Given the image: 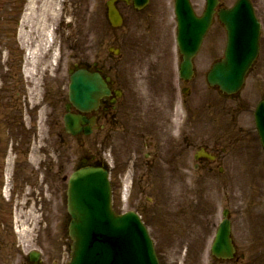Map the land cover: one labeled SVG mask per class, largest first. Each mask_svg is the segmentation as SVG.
Here are the masks:
<instances>
[{"label":"rangeland","instance_id":"obj_1","mask_svg":"<svg viewBox=\"0 0 264 264\" xmlns=\"http://www.w3.org/2000/svg\"><path fill=\"white\" fill-rule=\"evenodd\" d=\"M46 0H39L38 1V9H43V2ZM48 1V0H47ZM52 2L55 0H51ZM58 5L55 7L56 8V14L55 18L57 17V21L54 23L53 27H51V31L54 34V39H52V47L49 50V48H46L45 50H42L41 52H38V54L35 56H32L30 54L31 49L33 51L32 46L26 47V44L32 45L35 41V37L39 36L37 32L35 31V28L33 27L32 29L29 30V32L32 34L31 38H29V43L26 42L27 39H25L23 36L20 37V35L17 33L16 36H14L15 29L18 26H22V21H15L13 17H10L11 12H14V9H11V7L6 8L8 13H4V8L0 6L1 11H0V39L5 42V44H2L0 42V78L3 76L2 71L6 70L7 68L11 69L12 66H10L8 63H6V60H16L17 64L13 69H21L19 65H24V68L30 71V74H33L35 81L39 80L41 81V77L39 74L42 76V78L49 79L53 78L54 75L57 74L58 77H55V83L54 86L57 89H61L62 94L66 96V92L63 90H66L67 84H68V70L70 66L74 62H79L80 60H86V61H95V59L101 58L102 56H105L108 58V51L110 48H116V44H121L124 46V53L125 55L122 57V59L119 62L120 67L122 68H127V67H132L134 73L137 75V77L131 76L132 83L139 86V88L143 87L145 88V84L142 83V78L144 77V72L152 71L153 65L155 64V61L153 58L158 59L161 52H171L174 55V50L176 49V41H175V35H176V18L173 12V2L172 0H158L160 2V5L158 2L153 3V8L157 10V16L155 18V21L152 23V28L149 30V32L145 29L148 33H146L147 38L143 39L144 37L139 34L141 30H138L137 24L135 25L134 32L132 34L127 33V31H119V32H113L109 29V26L107 24L106 16H105V8H106V2L108 0H66V3L64 0H57ZM194 3L199 1L198 5L196 6L197 9H200L198 13L201 15L202 14V7L203 5L205 6V0H193ZM222 1V6L226 5L229 6L230 4L234 3L235 0H221ZM166 2V3H165ZM172 2V4H170ZM202 2V3H201ZM254 3L258 4L260 11L264 17V0H253ZM64 3V4H62ZM205 3V4H204ZM62 4V5H61ZM68 4H71L68 6ZM62 7V10H61ZM60 10V11H59ZM67 11V13H66ZM26 12L28 13L27 7L24 8L23 13ZM38 13L43 12L42 10L37 11ZM6 14V16L4 15ZM130 16H132L131 13H129ZM21 15V14H20ZM36 16V14H35ZM261 16V15H260ZM52 16H50L51 18ZM131 18V17H130ZM2 24L6 26V31L3 32L2 30ZM71 24L72 27H69ZM224 28L219 27V24L213 25L210 29V33L207 38L205 45L203 47L204 54L202 57L205 56V62L200 61V64L198 66V72L200 77L199 83L189 85L191 88L192 95L189 97V102H191L192 99H196V102L194 103L195 105V110L198 108L201 109L203 106V110H199L200 112V117L204 118V120H200L198 123V126H202V130L200 131L201 135L205 137V140L209 139H215L218 137L219 131L218 129L226 127L229 123L228 121L222 125L218 126L216 124L211 123L210 121V107L217 104L219 102V99L216 95L215 92L209 91L208 86H207V80H206V74H204V71L208 72L207 65H210L211 62L213 61V58L217 56H221L223 54V49L225 48V41H226V33L223 30ZM159 35L158 37L156 36ZM63 36L66 37L65 40H63ZM38 39V38H37ZM36 39V41H37ZM34 41V42H33ZM11 47V48H9ZM16 47V49H14ZM32 47V48H31ZM171 47V48H170ZM170 48V49H169ZM20 49L19 51H17ZM20 52V53H19ZM22 52V53H21ZM34 52V51H33ZM208 52L211 54L209 55V59L206 58V55ZM30 54V55H28ZM54 54L56 56L54 57ZM29 56V57H28ZM87 57L88 59H85L83 57ZM12 57V58H11ZM83 58V59H82ZM91 59V60H90ZM205 63V64H204ZM112 65L115 66V63H111ZM118 63H116L117 65ZM204 64V65H203ZM60 65V66H59ZM116 67V66H115ZM205 68V69H204ZM58 72H61L60 74ZM23 74V80L26 81H32L31 76H28L27 72L24 71L20 72ZM3 79V77H2ZM205 79V80H204ZM200 82H203L205 86L203 88H200L202 86ZM57 83L60 84V86H57ZM9 85L7 81H0V91L6 88ZM137 89L135 90L136 95H131L133 96L132 100L137 101V96L141 95V99L145 100L146 98H152L153 101H161L160 98L163 97V92L157 87L156 90L153 88L150 90L148 89ZM150 90V92H148ZM256 92L253 88L252 85L251 87L247 90L244 95H242L241 100H240V107L243 108H251L252 104L257 101V99H260L264 97V92H259L256 94ZM258 96V97H257ZM29 98V94H28ZM35 101H37V98H35ZM60 101V99H58ZM175 101L179 102V91L177 93V97H175ZM225 103V102H221ZM221 103L217 104L220 105ZM192 104V103H190ZM256 104V103H255ZM254 104V105H255ZM23 105H25L23 103ZM60 105V104H59ZM224 104H221L222 106ZM231 104L228 102L226 104V108L229 107ZM58 106V105H57ZM18 109L20 108V104H17ZM232 108V107H231ZM60 106L55 109V115L49 117V115H45V118H42V121L45 122L46 124V135H47V141L42 142L40 138H35L37 135L34 136V139H36V142L33 144V151L34 154H38L39 157L36 155L32 159V163L29 169V172H31V168L33 167V164H39V162L47 160L46 154L50 153L49 155V162L46 163L45 167L49 168L50 175L49 179L50 182L53 181L52 187L50 185V194H49V203H50V234H49V242L48 246L51 245V243H54V247L50 250L47 248V253L49 254L50 259H55V261L58 262V264H67L70 259V245H69V236H66V239L64 238V244L62 245L61 241V235H63V218H64V213L67 212V185H68V179L69 176L74 172L76 169V165L78 162L79 155L84 154H92L95 151L96 153L99 154L100 156H103V154H111V158L115 159L116 162L114 165L115 168L113 169V172L115 175H121V170L120 167H124L123 161L126 160L128 154H126L123 149L122 145L123 143L121 141L118 142V144L115 141H108L104 142L101 145H95L94 146V141H92L91 138L79 141L77 144V141L75 142L74 140H71L67 134H61L59 135L60 131V126L58 127V120L60 116ZM20 111V110H19ZM246 111V110H245ZM35 112V110H34ZM59 114V115H58ZM227 117V115H226ZM224 117V119L226 118ZM25 118V117H24ZM251 115L250 113L244 112L243 115L240 117V123L238 125L243 126L244 132L248 135H253L255 133L254 125H251L250 120H251ZM26 120V119H25ZM32 121L34 124L37 123V118L36 115L34 114L32 116ZM56 127V132H49L48 131V126L49 123H54ZM20 123H23L21 120ZM214 125V127H213ZM37 130V129H36ZM35 130V133L38 132ZM58 130V131H57ZM179 132V129H178ZM199 133V134H200ZM65 137V139H62ZM33 139V138H32ZM35 141V140H34ZM44 144H48V146L44 147ZM250 141H246L243 146H239L238 148L234 149L235 151L238 152V150L241 149L242 153H239L238 160H239V170H229L225 171L224 174L220 177L213 176L212 180H210L209 187H211V190H207V196L211 199L212 202V210H211V218H210V228H209V236L212 235V226L213 224H216L218 222V216L221 212V205L218 201V197L220 196L221 190H228L232 191L231 194L233 195L234 192L238 191L239 196L241 197L242 195H245L244 197H249V194L252 195V173H251V146H250ZM83 145V146H82ZM249 145V146H248ZM42 150H44V154H42ZM61 151V157L63 161V172H61L56 167H54V163L56 161L59 164L62 163L60 157L57 155L58 152ZM244 155V156H243ZM55 158V159H54ZM27 163H30L31 158L27 157ZM3 167L0 170V190L2 189V185H5V182L3 180H6L7 176V171L5 170L4 164L2 163ZM7 166V165H6ZM53 169V170H52ZM59 172V173H58ZM56 174V177H55ZM58 174V175H57ZM181 177L175 180V182L172 183L169 189H164L162 192V198L161 201H165V203L168 204V200L172 202H180L182 199V196L185 194L186 186L183 184V180H187L185 178L184 173H180ZM24 175L22 172H20V176L23 178ZM31 175V173H30ZM40 173L33 174L30 176V181L35 182L38 179V176ZM65 177V181L63 184L59 186L57 185V182H59V179L62 177ZM9 177V176H8ZM48 178V177H47ZM43 178L39 179L42 180ZM54 179V180H53ZM56 179V182H55ZM191 181V180H189ZM188 181V182H189ZM7 186H9V183L12 184L10 185V188L12 186L17 184V188L15 190V187H13V191H16L18 196L15 195V199H19V205L25 206V200L28 199V202L32 200L31 202L34 203V201H38V197L42 198L43 195H40L42 191V188L35 189L33 188H26L24 189V186L17 182H11L9 179V183L6 180ZM176 183V185H175ZM51 184V183H50ZM191 186L194 191L199 190V196L205 203V179L199 180L196 182H192ZM190 186V187H191ZM226 187V188H225ZM60 188V189H59ZM46 190V189H45ZM40 191V192H39ZM45 192V191H44ZM19 196V194H21ZM39 194V195H38ZM247 195V196H246ZM8 198L10 197L9 194H7ZM174 196V197H173ZM176 196V197H175ZM35 197V198H34ZM1 198V196H0ZM160 201V200H159ZM124 204V203H123ZM29 205V203L27 204ZM117 206V203H116ZM35 207V206H34ZM118 207V206H117ZM146 208H148V205H145ZM9 211L5 213L2 216L5 217L6 220L11 222L13 224V218H14V213L12 216L13 212V207L9 206ZM119 208V207H118ZM135 209L132 205L130 206H123L122 208L120 207V212L126 213L128 210ZM202 210V208H200ZM205 211V208L203 207ZM205 216V215H204ZM152 217V218H151ZM1 218V217H0ZM194 223V229L191 231V235L185 239L184 242H191L192 244L197 243V249L200 250H195L193 255L198 257V260L200 264H205V253L208 251H205V219H200L197 223V218H193ZM147 224L150 226L151 230L154 231V238L156 240L157 244V250L160 256V260L162 264H184L183 261L179 260L177 256L174 253V249H169L168 248V243L169 238L166 237L165 234H163L159 230V224L157 223L156 217L152 215V212H150V217L146 218ZM64 222H66L64 220ZM202 223V224H201ZM21 225V223H20ZM4 231L8 230H13L11 226H9L7 223L4 225ZM199 228H198V227ZM193 228V227H192ZM66 229V226H65ZM8 231L7 236H9V239L13 240L14 234L12 231ZM3 232V230H2ZM55 234V236H54ZM15 236H18L17 233ZM54 236V238L51 240V238ZM170 238H176V237H171ZM213 237V235H212ZM212 237H209V242L212 241ZM56 239V241L54 240ZM193 241V242H192ZM200 242V243H198ZM208 242V246H209ZM10 244V242H9ZM11 247V244H10ZM9 249H12L10 248ZM36 247V246H32ZM58 247V248H57ZM25 248L29 250L31 248V242L28 241V243H25ZM7 250L5 253L3 251H0L1 254H5V258L8 260L10 258V250ZM16 250V247H14ZM45 249V245H44ZM5 251V250H4ZM13 252V251H12ZM210 254V253H209ZM208 254V255H209ZM182 256V254H178ZM9 256V258H7ZM264 257V254H262ZM184 258V256H182ZM11 259V258H10ZM9 259V260H10Z\"/></svg>","mask_w":264,"mask_h":264},{"label":"flooded vegetation","instance_id":"obj_2","mask_svg":"<svg viewBox=\"0 0 264 264\" xmlns=\"http://www.w3.org/2000/svg\"><path fill=\"white\" fill-rule=\"evenodd\" d=\"M128 3L131 4V0H128ZM155 14L154 10L146 12L141 18L142 25L149 26ZM158 59L163 65V58L159 56ZM105 67L106 65L100 63L99 66H91L89 71H101L103 76H107L106 74L109 73ZM168 72L162 71L159 76L163 90L161 101H133L124 95L123 90H121L120 97L115 93L113 99L104 98L100 108L88 115L94 119L92 128L95 142L99 144L102 140H113L118 144L121 141L123 151L132 157L131 162L129 159L127 160L126 166L132 167L134 175L143 184L144 195H153L152 192L156 193L158 187L169 188L170 181L172 179L175 181L179 173L192 174L196 169L198 172L205 173L206 184L210 176H215L222 170L240 171L238 156L242 151L240 149L237 152L234 149L243 146L246 141H250L251 184L254 190H252L251 198H238L242 205L243 215L247 216L250 222L248 229L241 235L240 239L234 240L236 246L234 262L238 261V264H264V257L262 256L264 254V148L259 142L257 133L252 136L244 135V131L240 132L237 129L228 133H220L218 137L210 141H205L202 138V144L208 154H205V157L200 156L194 162L192 157L201 150L194 141L195 126L199 117L193 107L192 109L189 108L191 114L189 123L184 121L181 128L177 127L175 122L176 101L174 100L173 104L169 103L168 100L166 101L167 98L175 97V90L170 85L163 87L165 81L163 74L168 75ZM115 80L109 83V88L116 92L113 87L116 84ZM117 81L120 82L121 80ZM106 120L110 121L111 124L104 125ZM112 120L120 121V124L116 128H110L113 124ZM98 126L106 127L108 132H105V128L99 130ZM10 129L11 132L14 131L13 126H10ZM245 136L246 138H243ZM97 139L98 141H96ZM1 147L2 122L0 117V154L2 152ZM137 153L140 156L139 160H136ZM95 155V164H98L100 158L99 155ZM191 158L192 160H190ZM157 203L158 198H154L152 212L156 210ZM231 217L230 214V219ZM206 227H208L207 223H205ZM3 245L6 246L5 242L0 240V248ZM246 254L249 256L247 257ZM232 262L222 261L219 264ZM15 264L34 263L26 254L22 253L19 254ZM41 264H43V260Z\"/></svg>","mask_w":264,"mask_h":264},{"label":"bare ground","instance_id":"obj_3","mask_svg":"<svg viewBox=\"0 0 264 264\" xmlns=\"http://www.w3.org/2000/svg\"><path fill=\"white\" fill-rule=\"evenodd\" d=\"M38 1L39 0H0V6L5 9L4 10V13H8V11L6 10V8H8V7L10 8L11 7V9H14V12L9 13L10 14V17H13V19H15V21H22L21 22L22 23V26H19V27L17 26L16 27L14 36H16V34L18 33L20 35V37L23 36L25 39H27L26 42L29 43V38H31V35L33 34V33L31 34L29 32L30 29H32L34 27L35 28V31L37 32V34H39V36H36L35 37V40H34L35 42L33 41L34 43H32V45L26 44V47H28V46H32L33 47V51L34 52L32 51V49H31V52H30V54L32 56H34L35 54L37 55L38 52H41L42 50H45L46 48H49V50L51 49V47L53 46L52 45V42H53L52 39H54V34L51 31V29H52L51 27H53L54 23L59 19V18L57 19L58 16L56 18H55V16H53L54 14L57 13L56 12V8H55L58 5V1L57 0H55L53 2L51 0L44 1L43 2V6H42L43 9H38V7H37L38 6ZM73 1H76V0H73ZM180 1H184L185 2V0H180ZM187 1L189 2L191 0H187ZM246 1L248 3V6L251 9L257 10V11H259L261 13L258 4H254L253 2H251V0H246ZM64 2L66 3V0H64ZM111 2H113L114 4H116L114 0H112ZM152 2H154V1H152ZM197 2L199 3V1H197ZM197 2H195V3H196L197 6H199L200 3L198 5ZM235 3L236 2H234L233 5L230 8H228L226 10H223L221 14L225 16L224 13H226L230 17L232 16L231 18L233 20H235V16L237 14H242L243 11L245 10V5H243V4H235ZM62 4H64V3H62ZM158 4H160V2H158ZM170 4H172V2ZM70 5L71 4H68V6H70ZM22 7H23V9L27 7V10H28V13L27 14H26V12H24V14H23ZM184 7H182L180 9L182 11L181 12L182 14L180 12H176V24H177V26H180V25L185 26L186 25V26H188L189 31H193L194 28H196V29L200 28V27L197 26V24L199 26H202V24L199 22V21H201V22L204 23L203 26H202V27H204L205 21H206L205 19H207L208 17L205 14L203 16H201V17H198V18L195 17V16H190L188 14L189 13V10L187 8H184ZM2 8H0V11H1ZM116 8H117V10H115L116 12H120V11H122L124 9L123 6H121V7L118 6ZM202 9H204V6L202 7ZM39 10H42L43 12L38 13L37 11H39ZM61 10H62V7H61ZM66 13H67V11H66ZM35 14H36V16H35ZM174 14H175V12H174ZM218 14L219 13H217V15ZM4 15L6 16V14H4ZM50 16H52V17L50 18ZM213 16H215L214 15V12L212 13V17L211 16L210 17L213 18ZM181 20H183V21L181 22ZM208 20L210 22V25H217V24H219V27L224 28L223 29L224 31H227L229 33L232 32L231 29H229V26L227 24H225L224 21L223 22H221V21L220 22H216V21H213L211 19H208ZM252 22H254V20L250 21V24L248 25V27H250L251 29H253L255 31L256 35H257L256 37L259 38L260 37L259 36L260 33L256 32L255 25L252 24ZM231 23L234 24L236 28L237 27L240 28L241 27L240 25H242V24H239L238 21L231 22ZM245 23L247 24L248 21L245 20ZM69 27H72L71 24L69 25ZM2 30H3V32L6 31V26L4 24H2ZM209 34H211V33L208 32L207 35H209ZM141 36H144V35H141ZM156 36L158 37L159 35L156 34ZM36 39H37V41H36ZM65 39H66V37L63 36V40H65ZM0 42L2 44H5V42L3 40H1V39H0ZM177 42H178L179 48L181 49L182 53L176 47V49L174 50V55L171 52H161L160 54H158V56H160V57L163 58V65L154 68L150 72L146 71V72L143 73L144 74V77L142 78V83L145 84V86H144L145 88H143V87L139 88V86L133 84L131 82V80H129V79H127V80L126 79H123V80L121 79V81L118 82L117 80H115L116 79L115 75L109 76V74H106L107 76H104V77H107V80L109 81V83H112V81L115 80L116 84L114 85V82H113V85H114L113 87H114V89H116V92L113 91L112 89H109V88L108 89H102L100 91L103 93L104 98L105 99H113V95L115 93L119 97L120 96L119 91L121 93V90H124L123 91L124 95L128 96V99H131L132 100L133 96H130V94L131 95H136L137 93H136L135 90L137 89V87L139 89H148L149 88L151 90L153 88L154 90H156L157 89L156 88V85H158L159 82L158 81H151V78H156V77L160 76V73H162L161 71H165L166 73L168 71H170V72H168V75L163 74V78L165 77V81L163 82V87H165L166 85H170L171 88L175 90V92H177V88H178V86L176 85V82L177 81L179 82V85H183V86H181V87H183L182 90H184V89L185 90H188L187 87L189 85L194 84V83L198 84L199 83V79L198 78L200 77L199 72L196 73L198 71V68L192 66L189 69V71H186V68H179L180 66H178L179 63L177 61L180 58L179 55H181V57H182L183 54H185L184 51H183V49H184V45H185V42L186 41L183 40V39H178ZM9 48H11V47H9ZM225 48L222 51L223 52V54L221 55L222 56V59H219L220 60V63L218 62L219 64H217L216 63L217 61L215 62L216 66L221 64V62L223 61V57L224 58L226 57L225 56L226 55L225 54L226 53ZM14 49H16V47ZM19 50L20 49H18L17 51H19ZM30 54H28V55H30ZM55 56H56V54H54V57ZM117 56H119V55L117 53H115V55H113L112 57L114 58V60H117L118 59ZM83 58L88 59L86 56L83 57ZM104 59H106V57L105 56H102L101 58L95 59L96 61H94V62L89 61L88 64L90 65V62H92L94 64V66H99V64L102 63L101 61L104 60ZM6 63H8L13 68L16 65L14 63V61H12V60H6ZM215 64H214V66H215ZM111 65L112 64H109L107 66L106 70L112 69V67H115L116 66V65L115 66L113 65L112 67H110ZM214 66L207 65V69L209 68L208 69V72L207 71H204V73L206 74V79L207 80H209V75H210L209 74V71L211 70V67L214 68ZM123 72L124 73L125 72H129V73H131V74H128L129 76L132 75L133 77H137V75L134 73L132 67H130V66L127 67V68H124L123 69ZM153 72L155 73V75L153 74ZM100 73H101V71H97L95 73H92V75H90V78L95 82L94 78H97L100 75ZM117 73L120 74V71H118ZM3 74H4V72H2V75ZM73 74L76 75V78H80V81L82 80L83 82H89L90 84L92 82V84H93V81H89V78L88 77H86V76H78L79 75V72L78 71L76 73H72V75ZM32 75L33 74H31V78H32V81H34L35 79H34V76H32ZM207 76H208V78H207ZM250 76H253V75L251 74ZM243 79H245V75H244ZM11 80H12L11 81L12 85H14L18 90L22 91L21 87L18 86V84L15 83V80L13 78H11ZM258 83L259 82H257V84ZM200 84L202 85V86H200V88H203V86H205L203 82H200ZM33 85L29 88V90L31 92V93L29 92V96H30V101H31V107L32 108L34 107V103H36V101L34 99V96L37 95L38 98H40L41 95H42V91H41L42 89L40 87H38V85H35V84H33ZM84 85H86V84H84ZM84 85H83V87H84ZM97 85L100 88L103 84L100 83V82H97ZM242 85H243V87H248L249 84H247V86H246V84H244V82L242 80ZM68 88H69V85H67V89ZM75 88H78V89L82 90L80 88V86L77 85V84L75 85ZM258 88L261 91L264 90V88H263V86L261 84H258ZM160 89L162 90V83L160 85ZM150 90H148V92H150ZM53 91H54L56 97H59L60 98V96L63 95L60 90L55 91V89L53 88ZM71 92L73 94H75V95L77 94L78 96H81L82 98H84L85 99V102L89 101V99H90L88 95L86 97H84L83 95H81V94H83L82 91L79 92L81 94L77 93L78 91L76 92V90L74 88L71 90ZM101 92L96 93L95 91H92V92H89L88 93L91 97H95V100L94 101H97V102H95V106H97L98 103H100V100H98V99H100L99 96L101 95L100 94ZM234 92L235 91L229 92V91L223 90V93L221 94V96H226L227 99H224L222 101H219V102H217V104H219L221 102H230V101H232V102H230L231 105L226 108V104H227L226 103L225 105L221 106V109L222 110L220 112H213L209 116L210 117V120H211L210 122L213 123V124H216L218 126L224 125L227 121H228L229 125H231L232 122H235L234 126H237V124L240 123L239 120H240L241 115H243L244 112H246V113L249 112L250 115H251V118H252L250 120L251 125H255L256 126V124H259V128L257 127V129L260 130V132L264 134V114L262 113V112H264V105L263 106L260 105L262 99L261 98L260 99H257V101L255 102L256 103V106L254 105L255 103H253L252 106H251V108H246L244 106L242 108V107H240V103H241L240 100L241 99H239V98L236 99L233 96V93ZM256 94H258V93H256ZM4 96L3 95H0V109H5V108H8V107H12V105H14V101L9 102V101H7V99ZM151 99L152 98H146L144 101H151ZM167 100L171 104L174 103V100L173 99L167 98L166 101ZM152 101H153V99H152ZM262 101L264 102V99ZM45 105H47L46 102L43 101V99H41V107L42 108H40L41 109V113H39V117H42V118L45 117V114L43 113V108L45 109ZM143 107H144V105H143ZM81 108L82 107H80V109ZM83 110H85V109H83ZM182 110H184V114L187 112V110L184 109V108H182ZM16 112H18V111L15 110L14 113H16ZM62 112H64V111H62ZM27 114L28 113H26V112L19 113L20 116H25V115L27 116ZM91 114L92 113H89L88 115H91ZM226 115H227V117H226ZM190 116H191V114L188 113L187 114V118L185 119L184 118V115H182V112L179 111V110H177L176 113H175V122L177 123V127L178 128H181V125L183 123V120L185 122L189 123ZM224 117H226V118L224 119ZM37 121H38V119H37ZM112 121H113V124L110 126V128H116L120 124L119 123L120 121H114V120H112ZM108 124H111V122L108 121V120H106L104 122V125H108ZM34 125L39 130L38 133H37L38 136H36L35 138H40V140L42 142H45L46 143V141H47V135L45 133L47 131L45 129L46 128L45 123L39 120ZM213 127H214V125H213ZM97 128L99 130H103V128H105L104 129L105 132H108L107 131V128L104 127V126H102V127L101 126L100 127L98 126ZM238 128H239V131L240 132H243V130L245 129L243 126H240ZM201 130H202V126H200L199 130H197L195 132L196 135L194 136V141L198 145L199 149H201L200 150L201 153H205L204 146L202 144V135L199 134ZM229 130H230V128H229ZM184 132H186V131H184ZM85 135H86L87 139L88 138H91L92 141H94V143H95V138L93 136L91 137L89 135V133H85ZM243 138H246V136L243 137ZM96 141H98V139ZM35 142H36V139H35ZM46 146H48V144H44V147H46ZM139 158H140V156L138 154L136 156V160H139ZM0 159H1V155H0ZM126 159L127 160L129 159L130 162H131L132 157L127 156ZM142 161H143V159H142ZM100 162L101 163H104V160L103 159H100ZM3 164H4V167H5V170L7 171L6 178H8V180H9V177L13 178L14 177V170L16 168L15 167L13 168V165L7 164L6 162H4ZM5 165H7V166H5ZM1 167H3V165H1ZM33 169H34V171H36L38 173L44 171L43 164H40V163L39 164H36V165L33 164ZM93 170H95V174L97 176H100V178H105L106 179L105 180L106 186L105 187L102 186V189L105 188V190L108 192L110 190V188H109V184H110L109 180H111V179L113 180L114 173L110 174L111 173V170L105 171V170H101V169H99L97 167H93V166H92L91 169H88V171H90V172L93 171ZM82 171H84V170H81L80 172H82ZM223 171L224 170H222V173H223ZM109 174L112 175L111 178H109ZM197 177H198V173H195V178L194 179H196ZM210 177L213 178V176H210ZM17 183H18V186H19V183H21L24 186V189H26V188H33V189H35L36 187H37V189L42 188V190L39 189L42 192L46 191L45 190V186H50V184H49L50 181H46V183H45V182L37 179L35 182H33V181H27L25 178H22V177H20V179L17 180ZM85 183H86V181H84V182L82 181V184L81 185L72 187L71 189H69L67 191V195L69 197L71 195L72 198H73L72 199L73 202H71L72 207H70V209L75 208V209L78 210V209H81V207L83 205V207L84 208L86 207V209L89 211V210H91L92 205L95 204V203H97V200L98 199L91 197V194L87 193V191H86V184ZM94 190H95V188H94ZM21 195H22V193L19 194V196H21ZM40 195H42V194H40ZM220 195H223V193H220ZM83 200L86 201L85 204H83ZM41 201H42V199H41ZM80 201H81V203H79ZM202 201L203 200L199 197L197 200L189 201V203L193 207L197 208V207H200V203ZM3 203L6 204V206H8V207L9 206H12L13 208H17L19 206V199H17V201H14V202H4L3 201ZM36 204L39 205L38 202H36ZM40 206L41 207L37 211H34V212H32L31 209H30L31 211L29 210V211H27L25 213L19 212L20 214H22L21 215L22 217H20L19 219H23L24 220L23 222H25L26 224H29L30 227L32 228V231H35L36 230V224H35V222H32L31 218L37 220V222L39 224L46 220V216L42 218V216L44 214H46V212H45L46 206L45 205H40ZM192 210L193 209L190 208V211H192ZM169 212H170V214H173L174 213V212H171V211H169ZM47 217H48V220H47L48 222L47 223H50V213H49V215ZM155 217H156L157 223L159 224V226H160L161 231H162L163 234H167L168 226L172 227L171 224H169V221L178 222V215L177 214H175V219L174 220L173 219H170L169 217H166L164 215V213H156L155 214ZM3 220H4V218H3ZM106 220H107V222L110 223V217H108V218L106 217ZM0 231H1V229H0ZM184 232L188 234V228H186L184 230ZM191 232H193V231H191ZM35 233H36V231H35ZM0 234H1V232H0ZM25 235H26V233H25ZM188 237H182V236H180V235L177 234V237L176 238H173V239H171L168 242V243H170V244H168V248L170 250L171 249H174L175 255L177 256V258L179 260L183 261L184 264H199L200 262L198 260V257L195 256V255H193L194 252L187 255L184 250H180L179 249V247H181L185 243L184 242V238L187 239ZM53 238L54 237H52L51 240ZM96 238H97V240H95ZM54 240L56 241V239H54ZM89 240L92 241V245L90 247L89 246L87 247V252H88L87 256L90 257V260L91 261H93L95 258H96L95 260H97L98 257H96V256L100 254V251H98V248H101L102 247L100 235H93V239L90 238ZM198 243H200V242H198ZM194 244H197V243H194ZM45 246L47 247L48 250H50V249H52L54 247V243H51V245H49V246H48V244H45ZM125 248L127 249V247H125ZM198 250H200V249H197V251ZM178 254H182V256H184V258H182V256H180ZM205 255H206V253H205ZM67 264H72V262L69 261Z\"/></svg>","mask_w":264,"mask_h":264},{"label":"water","instance_id":"obj_4","mask_svg":"<svg viewBox=\"0 0 264 264\" xmlns=\"http://www.w3.org/2000/svg\"><path fill=\"white\" fill-rule=\"evenodd\" d=\"M208 1L209 5L208 11L206 13V16L208 18L205 19L206 21L204 27H202L204 23L199 21L202 26H199L197 24V26L200 28H194V30L191 31V35L185 34V36L183 37V40L186 41L183 49L186 57V69L190 67L191 57L199 49L203 34L204 32H206L210 25L208 19H211L214 7L218 3V0ZM240 4L245 5V10L242 13L243 16L248 17L245 20H254L252 17L254 16L253 12L248 6V3L241 2ZM184 6L189 7L188 1H179L178 7L180 13L182 12L180 9ZM224 14L226 16L225 20H227L225 22L229 26V29H231L232 31L231 33H229L230 37L232 36V39L230 41L226 61L214 67L209 75V80L211 84L219 85L223 90L233 92L241 87L243 77L257 54L258 37H256L257 35L255 31L247 26L250 30H244V34H246V36L241 44L237 45L239 32L237 31L235 25L231 23L235 21L231 18L232 16L230 17L226 13ZM252 24L255 25L256 32L259 33V30L257 29V26L255 24V20L254 22H252ZM190 38L193 39L191 45H189ZM81 89L84 90V92H91L93 90L92 85L88 83L84 85V87L81 86ZM105 180V178H100V176H97L95 174V170L91 172L88 170H84L82 172H78L73 177V187L81 185L82 181H86L85 184L87 193L91 194V197L97 198L98 200L97 203L92 205V208L89 211L86 209V207L84 208L83 205L81 209H78L79 211L75 208L71 210L74 217V221L71 225V235L75 241L73 247L74 253L72 264H146L145 260L142 262L139 261V256L141 255L146 257L147 260L155 261L151 249L150 254H148V252L144 253L139 249L143 242L140 237H135L131 241L134 244L133 248L126 249L123 245H121V247L119 248L120 250L117 251H115L117 247L111 250L107 246H105V242H101L102 247L98 248L100 254L96 256L98 257L97 260H95V258L93 261H91L90 257L87 256V247H90L92 245V241H90L89 239H93V235H100L102 230L105 233L111 234L112 236L115 234L119 235V238H123L121 236H124V233L121 232V229H123L125 226L130 227L131 229H136V233L139 235H142L143 233V231L141 230L142 227L136 217L130 216L126 218H118L112 212L110 201L108 199L109 191L107 192L105 188L102 189V186H106ZM79 203H81V201ZM85 203L86 201L83 200V204ZM106 217H110V223L107 222ZM95 240H97V238ZM111 240L117 242V240L120 239Z\"/></svg>","mask_w":264,"mask_h":264}]
</instances>
